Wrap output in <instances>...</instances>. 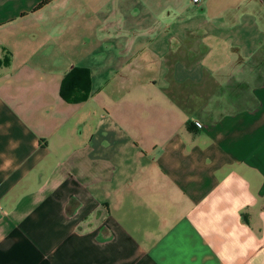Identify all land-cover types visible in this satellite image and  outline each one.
Here are the masks:
<instances>
[{"label":"crops","instance_id":"0c3cea01","mask_svg":"<svg viewBox=\"0 0 264 264\" xmlns=\"http://www.w3.org/2000/svg\"><path fill=\"white\" fill-rule=\"evenodd\" d=\"M41 1L0 0V264H264V0Z\"/></svg>","mask_w":264,"mask_h":264},{"label":"trees","instance_id":"16d2710c","mask_svg":"<svg viewBox=\"0 0 264 264\" xmlns=\"http://www.w3.org/2000/svg\"><path fill=\"white\" fill-rule=\"evenodd\" d=\"M51 0H42L38 7ZM37 7V8H38ZM92 87L91 72L88 67L76 66L64 77L61 86L63 97L71 101H81L89 97Z\"/></svg>","mask_w":264,"mask_h":264},{"label":"rangeland","instance_id":"374dc122","mask_svg":"<svg viewBox=\"0 0 264 264\" xmlns=\"http://www.w3.org/2000/svg\"><path fill=\"white\" fill-rule=\"evenodd\" d=\"M247 74H249L248 72H247ZM249 100V101H248ZM246 102H247V104L249 103H251V99H248Z\"/></svg>","mask_w":264,"mask_h":264},{"label":"built area","instance_id":"2783aa9c","mask_svg":"<svg viewBox=\"0 0 264 264\" xmlns=\"http://www.w3.org/2000/svg\"><path fill=\"white\" fill-rule=\"evenodd\" d=\"M193 1L198 2V1H200V0H193Z\"/></svg>","mask_w":264,"mask_h":264}]
</instances>
